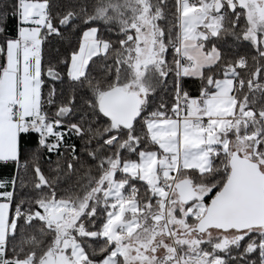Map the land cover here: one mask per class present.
Returning <instances> with one entry per match:
<instances>
[{
    "label": "snow or ice",
    "instance_id": "6c2138e0",
    "mask_svg": "<svg viewBox=\"0 0 264 264\" xmlns=\"http://www.w3.org/2000/svg\"><path fill=\"white\" fill-rule=\"evenodd\" d=\"M0 264H264V0H0Z\"/></svg>",
    "mask_w": 264,
    "mask_h": 264
}]
</instances>
